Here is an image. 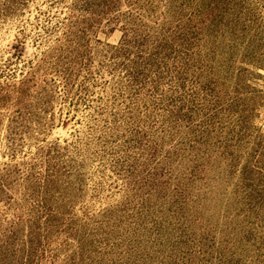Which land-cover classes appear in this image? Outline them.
I'll list each match as a JSON object with an SVG mask.
<instances>
[{
  "label": "rangeland",
  "instance_id": "rangeland-1",
  "mask_svg": "<svg viewBox=\"0 0 264 264\" xmlns=\"http://www.w3.org/2000/svg\"><path fill=\"white\" fill-rule=\"evenodd\" d=\"M0 264H264V0H0Z\"/></svg>",
  "mask_w": 264,
  "mask_h": 264
}]
</instances>
